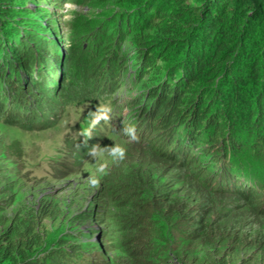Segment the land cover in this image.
<instances>
[{"label": "trees", "instance_id": "1", "mask_svg": "<svg viewBox=\"0 0 264 264\" xmlns=\"http://www.w3.org/2000/svg\"><path fill=\"white\" fill-rule=\"evenodd\" d=\"M14 1L0 0V122L51 127L68 104L87 100L111 110V93L132 82L137 92L127 112L115 104L121 117H113V130L158 157V173L172 161L173 181L185 179L190 196L170 198L155 174L140 169L108 179L103 250L79 231L42 233L49 207L0 216V226L8 223L0 232V264H167L175 237L228 252L208 264H232L229 256L239 252L236 264H264L257 220L264 216V0H88L114 5L78 37L68 36L65 56L55 38L7 6ZM103 111L99 105L87 114L98 119L90 131L103 124ZM90 134L65 140L76 164L98 140ZM4 150L20 160L16 143ZM187 171L202 187L183 178ZM107 250L121 255L112 259Z\"/></svg>", "mask_w": 264, "mask_h": 264}, {"label": "rangeland", "instance_id": "2", "mask_svg": "<svg viewBox=\"0 0 264 264\" xmlns=\"http://www.w3.org/2000/svg\"><path fill=\"white\" fill-rule=\"evenodd\" d=\"M74 1L75 4H69L68 1L58 4L55 1L49 6L40 0H16L4 5L18 14L23 13L19 16L33 21L34 27L35 24L38 25V31L46 32L48 36L55 38L60 53L65 56L67 51L64 41L68 36L72 34L73 38L78 37L88 22L92 23L109 15L108 12L114 5L111 2L101 6L98 2L88 0ZM196 1L186 0L189 4ZM49 7L54 11L53 14L45 10ZM129 48V42L124 41L121 49L125 52L126 58ZM128 62L127 60L126 63ZM124 73L126 78L131 75L130 64L126 66ZM117 88L111 93L113 106L111 110L103 104L94 105L93 100H87L68 104L57 123L51 127L25 130L0 122V170L6 173L0 176L1 179L4 178L0 180V200L5 202L0 216L10 220L18 214L24 215L31 209L37 211L44 206L49 207L47 208L49 211L45 210L46 216L41 219L38 226L42 233L52 236L64 230L79 231L95 248L103 250L101 239L104 238L101 237V231L107 229L105 215L109 205L106 203L105 193L108 179L114 182L122 181L130 171L140 169L150 177L155 174L152 180L163 185L170 198L189 199L190 195L185 191L188 188L186 180L173 181L172 161L165 163L162 172L158 173L160 168L158 157L148 154L144 148L134 147L130 138L121 136L118 129L113 130L114 127L117 128L113 117H121L119 113L114 112L115 104L117 103L116 107L120 106L118 110L127 112L130 109L127 100L130 95H135L138 86L125 81ZM121 104H126L123 109ZM99 105L100 109L104 110L100 113V119L103 118L104 122L100 126L94 125L90 131L89 124L98 122V119L94 117L91 120L87 118V114H91V110ZM87 133H91L90 136L98 140L90 156L76 164L65 140L80 139ZM248 141L250 143L251 139ZM14 143L20 149V160L10 157L4 150ZM121 149L122 156L119 155ZM61 174L64 175L63 178H60ZM184 177L195 178V184L202 187L197 175L187 171ZM92 179L97 180L95 185L90 183ZM244 211L246 209L242 210ZM257 220L264 227V216ZM7 226V222L0 226V232ZM174 232L177 233L176 230ZM171 247L172 251L168 247L167 264H208L219 258L220 253L225 252L218 246L194 244L184 237H175V243ZM243 254L233 253L229 256L231 260L229 263L236 264ZM104 255L116 259L121 253L107 250Z\"/></svg>", "mask_w": 264, "mask_h": 264}, {"label": "clouds", "instance_id": "3", "mask_svg": "<svg viewBox=\"0 0 264 264\" xmlns=\"http://www.w3.org/2000/svg\"><path fill=\"white\" fill-rule=\"evenodd\" d=\"M131 132H132V129H129V133H131ZM119 155H120V156L123 155V150H122V149L120 150ZM90 183L93 184V185H95V184L97 183V180H96V179H92V180L90 181Z\"/></svg>", "mask_w": 264, "mask_h": 264}, {"label": "bare ground", "instance_id": "4", "mask_svg": "<svg viewBox=\"0 0 264 264\" xmlns=\"http://www.w3.org/2000/svg\"><path fill=\"white\" fill-rule=\"evenodd\" d=\"M48 106V105H47Z\"/></svg>", "mask_w": 264, "mask_h": 264}]
</instances>
